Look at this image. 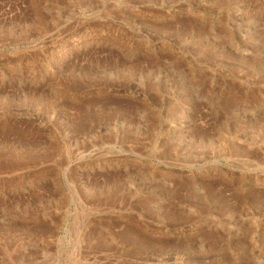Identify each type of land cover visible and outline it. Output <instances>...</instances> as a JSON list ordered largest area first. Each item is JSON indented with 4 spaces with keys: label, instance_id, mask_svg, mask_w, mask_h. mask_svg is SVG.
Segmentation results:
<instances>
[{
    "label": "rangeland",
    "instance_id": "rangeland-1",
    "mask_svg": "<svg viewBox=\"0 0 264 264\" xmlns=\"http://www.w3.org/2000/svg\"><path fill=\"white\" fill-rule=\"evenodd\" d=\"M0 264H264V0H0Z\"/></svg>",
    "mask_w": 264,
    "mask_h": 264
}]
</instances>
